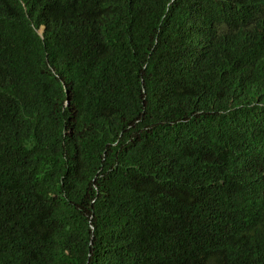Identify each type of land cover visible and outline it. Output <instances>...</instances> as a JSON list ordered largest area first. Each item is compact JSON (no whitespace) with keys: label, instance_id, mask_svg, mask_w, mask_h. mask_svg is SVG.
Instances as JSON below:
<instances>
[{"label":"trees","instance_id":"16d2710c","mask_svg":"<svg viewBox=\"0 0 264 264\" xmlns=\"http://www.w3.org/2000/svg\"><path fill=\"white\" fill-rule=\"evenodd\" d=\"M0 264H264V0H0Z\"/></svg>","mask_w":264,"mask_h":264}]
</instances>
